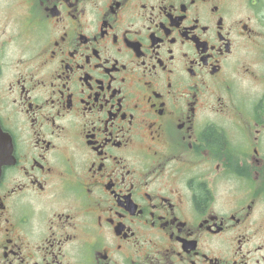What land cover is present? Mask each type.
<instances>
[{"label": "flooded vegetation", "instance_id": "1", "mask_svg": "<svg viewBox=\"0 0 264 264\" xmlns=\"http://www.w3.org/2000/svg\"><path fill=\"white\" fill-rule=\"evenodd\" d=\"M0 264H264V0H0Z\"/></svg>", "mask_w": 264, "mask_h": 264}, {"label": "water", "instance_id": "2", "mask_svg": "<svg viewBox=\"0 0 264 264\" xmlns=\"http://www.w3.org/2000/svg\"><path fill=\"white\" fill-rule=\"evenodd\" d=\"M2 138V135L0 133V140ZM3 161H5V151L2 148L1 142H0V165L3 163Z\"/></svg>", "mask_w": 264, "mask_h": 264}]
</instances>
